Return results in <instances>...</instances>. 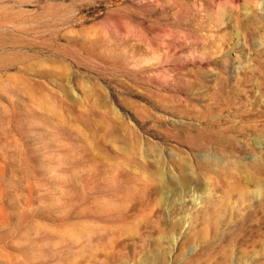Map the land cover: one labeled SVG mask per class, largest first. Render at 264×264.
<instances>
[{
  "label": "rangeland",
  "instance_id": "rangeland-1",
  "mask_svg": "<svg viewBox=\"0 0 264 264\" xmlns=\"http://www.w3.org/2000/svg\"><path fill=\"white\" fill-rule=\"evenodd\" d=\"M0 264H264V0H0Z\"/></svg>",
  "mask_w": 264,
  "mask_h": 264
}]
</instances>
